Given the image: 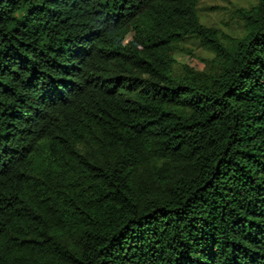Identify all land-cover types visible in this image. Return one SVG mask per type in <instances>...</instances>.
<instances>
[{
    "label": "trees",
    "instance_id": "obj_1",
    "mask_svg": "<svg viewBox=\"0 0 264 264\" xmlns=\"http://www.w3.org/2000/svg\"><path fill=\"white\" fill-rule=\"evenodd\" d=\"M200 2L0 0V264H264V0Z\"/></svg>",
    "mask_w": 264,
    "mask_h": 264
},
{
    "label": "rangeland",
    "instance_id": "obj_2",
    "mask_svg": "<svg viewBox=\"0 0 264 264\" xmlns=\"http://www.w3.org/2000/svg\"><path fill=\"white\" fill-rule=\"evenodd\" d=\"M256 0H201L199 4L201 21L213 25L223 32L232 35H242L243 27L238 17V8L248 7ZM211 58L213 53L199 45V41L189 38L179 44V48L173 52L177 62L175 71L179 73L181 64L191 63L198 69L205 68L204 63L192 56Z\"/></svg>",
    "mask_w": 264,
    "mask_h": 264
}]
</instances>
